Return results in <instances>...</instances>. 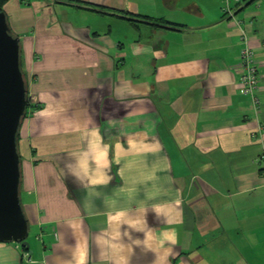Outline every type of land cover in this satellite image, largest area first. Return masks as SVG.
<instances>
[{"label":"crops","instance_id":"crops-1","mask_svg":"<svg viewBox=\"0 0 264 264\" xmlns=\"http://www.w3.org/2000/svg\"><path fill=\"white\" fill-rule=\"evenodd\" d=\"M4 11L38 107L18 141L30 248L0 241V264H264V0Z\"/></svg>","mask_w":264,"mask_h":264},{"label":"water","instance_id":"water-1","mask_svg":"<svg viewBox=\"0 0 264 264\" xmlns=\"http://www.w3.org/2000/svg\"><path fill=\"white\" fill-rule=\"evenodd\" d=\"M29 95L21 67L20 38L0 12V241L30 248L29 223L23 209L18 135L27 115Z\"/></svg>","mask_w":264,"mask_h":264},{"label":"built area","instance_id":"built-area-1","mask_svg":"<svg viewBox=\"0 0 264 264\" xmlns=\"http://www.w3.org/2000/svg\"><path fill=\"white\" fill-rule=\"evenodd\" d=\"M229 10V9H228ZM231 10H229L230 12ZM243 73H242V87L246 93L255 95V89L259 82V69L256 60V53L250 47L244 48L241 53Z\"/></svg>","mask_w":264,"mask_h":264},{"label":"trees","instance_id":"trees-1","mask_svg":"<svg viewBox=\"0 0 264 264\" xmlns=\"http://www.w3.org/2000/svg\"><path fill=\"white\" fill-rule=\"evenodd\" d=\"M7 1H8V0H0V12H1V11H4V6H5V4H6ZM22 1L27 2L28 4H30V2H31L32 0H22ZM128 19L131 20V21H133V22H137V20H136L135 18H128ZM160 22L163 23V24H167V21H164V20H160ZM32 107L37 108L38 106H37V105H34V104L31 102V100L29 99V106H28V108H27V114L29 113L30 108H32ZM26 116H27V115H26ZM18 141H19V135H18ZM19 243H20V242H19ZM22 248H23V250L29 251V248H27V247L22 246Z\"/></svg>","mask_w":264,"mask_h":264},{"label":"rangeland","instance_id":"rangeland-1","mask_svg":"<svg viewBox=\"0 0 264 264\" xmlns=\"http://www.w3.org/2000/svg\"><path fill=\"white\" fill-rule=\"evenodd\" d=\"M32 231H31V236H30V240L34 243L37 241L36 235H34V226L31 227Z\"/></svg>","mask_w":264,"mask_h":264}]
</instances>
